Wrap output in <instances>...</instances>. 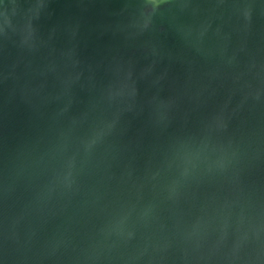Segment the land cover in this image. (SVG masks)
I'll use <instances>...</instances> for the list:
<instances>
[{"label":"water","instance_id":"obj_1","mask_svg":"<svg viewBox=\"0 0 264 264\" xmlns=\"http://www.w3.org/2000/svg\"><path fill=\"white\" fill-rule=\"evenodd\" d=\"M0 264H264V0H0Z\"/></svg>","mask_w":264,"mask_h":264}]
</instances>
